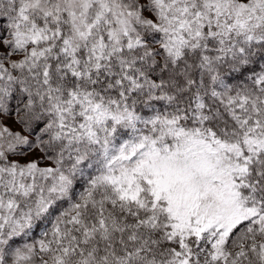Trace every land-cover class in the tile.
Here are the masks:
<instances>
[{
	"label": "snow or ice",
	"instance_id": "obj_1",
	"mask_svg": "<svg viewBox=\"0 0 264 264\" xmlns=\"http://www.w3.org/2000/svg\"><path fill=\"white\" fill-rule=\"evenodd\" d=\"M0 264H264V0H0Z\"/></svg>",
	"mask_w": 264,
	"mask_h": 264
}]
</instances>
